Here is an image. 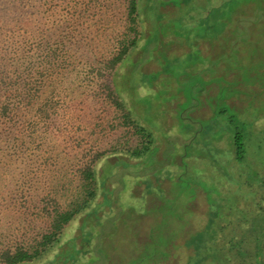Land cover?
Listing matches in <instances>:
<instances>
[{
	"label": "rangeland",
	"instance_id": "obj_1",
	"mask_svg": "<svg viewBox=\"0 0 264 264\" xmlns=\"http://www.w3.org/2000/svg\"><path fill=\"white\" fill-rule=\"evenodd\" d=\"M123 2L68 0L64 28L49 31L53 39L69 35L72 62L47 91L56 110L49 134L61 143L44 150L49 165L34 167L31 185L22 164L16 175L3 174L11 184L6 190L0 181V246L37 240L47 211L74 200L78 169L94 153H105L95 166L112 194L104 200L99 185L83 227L82 218L69 224L59 245L30 264H183L185 221L191 236L224 206L226 229L231 216L250 224L264 212V0H140L144 36L116 83L153 140L141 160L126 153L140 137L105 97L106 65L126 27ZM12 5L0 0V28L16 19ZM237 132L242 162L230 146Z\"/></svg>",
	"mask_w": 264,
	"mask_h": 264
},
{
	"label": "trees",
	"instance_id": "obj_2",
	"mask_svg": "<svg viewBox=\"0 0 264 264\" xmlns=\"http://www.w3.org/2000/svg\"><path fill=\"white\" fill-rule=\"evenodd\" d=\"M67 2L68 0H13L12 8L18 13L16 19L9 17L0 28V181L4 182L6 190L11 181L3 177L4 173L16 175L22 164L29 170L27 175L23 174L22 180L31 185L36 178L35 174L29 175L34 167L38 170V166L46 168L49 165L50 157L44 150H53L55 143L50 145L53 141L61 143V136L53 139L55 137L49 134L56 110L51 105L47 91L53 76L66 72L69 65H72L65 50L67 43L63 41L69 35L55 33V27H63L65 23L66 15L63 16L61 10ZM123 3L126 27L118 49L106 65L109 72L112 71L111 75L108 74V83L112 88L107 86L109 90L105 97L121 112L123 124L130 126L140 137V144L126 153L141 160L142 155L152 146L153 140L150 132L138 124L130 112L132 107H128L126 103L128 95L123 96L121 87L116 83V70L127 63L129 54L137 49L143 39V16L139 9L142 12L145 10L139 8L140 0H124ZM12 13L11 11L10 15ZM36 23L42 28L38 29ZM52 28L55 29V39L49 35ZM39 33H42L41 37H38ZM230 146L233 160L242 162L244 144L240 132L236 133ZM38 149L44 154L36 155L34 152ZM104 156L105 153L102 152L94 153L90 162L78 169V190L74 200L62 210L55 208L47 211L49 220L46 231L37 240L30 244L22 242L20 245L0 246V264H30L38 261L59 245L69 224L82 218L78 227H83L85 217L96 210L91 205L97 196L98 186L104 185L95 166ZM121 163L128 166L126 162ZM11 179L14 178L11 176ZM104 186L102 194L105 200L112 192ZM3 190L0 187V195L4 193ZM51 193L48 191L43 197H50ZM259 206L264 209V203H259ZM257 214L259 216L264 212ZM257 216L250 220V224H243V217L231 216L229 222H233L232 227L226 229L224 206L219 217L204 220L203 230L195 235L194 228L191 236L187 229L189 222L185 221L187 227L185 231L181 229L184 233L180 238L187 253L183 264H264V217ZM251 225L257 230L253 231ZM69 248L75 249L72 242L69 243ZM168 257L167 251L165 259Z\"/></svg>",
	"mask_w": 264,
	"mask_h": 264
}]
</instances>
